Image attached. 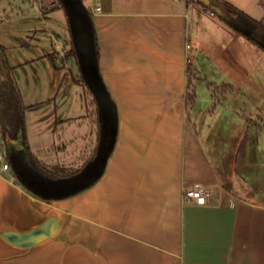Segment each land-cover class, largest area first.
Returning a JSON list of instances; mask_svg holds the SVG:
<instances>
[{"label": "crops", "instance_id": "obj_1", "mask_svg": "<svg viewBox=\"0 0 264 264\" xmlns=\"http://www.w3.org/2000/svg\"><path fill=\"white\" fill-rule=\"evenodd\" d=\"M57 1L44 9L30 0L40 17L66 7ZM228 1L246 9L243 0ZM67 2L84 18L94 47V85L79 82L85 124L77 140L57 146L34 147L28 135L29 150L20 135L7 151L0 146L8 163L0 164V264H264L258 137L242 153L247 125L229 142L208 144L191 118L196 97L186 99L189 74L194 87L198 74H214L210 65L232 80L229 92L241 89L247 37L195 1ZM29 151L46 165L77 171L45 176ZM193 181L215 185L213 197L204 204L185 199ZM47 219L53 233L39 242L9 241Z\"/></svg>", "mask_w": 264, "mask_h": 264}, {"label": "rangeland", "instance_id": "obj_2", "mask_svg": "<svg viewBox=\"0 0 264 264\" xmlns=\"http://www.w3.org/2000/svg\"><path fill=\"white\" fill-rule=\"evenodd\" d=\"M38 3L44 9L51 6L50 0H38ZM63 3L66 5L63 9L45 12L40 17L31 8L30 0H0V43L14 67L23 102L28 105L24 114L26 135L31 145L39 148L52 143L57 146L68 138L77 140L78 125L85 124L78 116L84 112L86 93L74 77H82L94 85L91 32L78 10L67 6L66 0ZM241 4L253 16L264 20V8L259 0H243ZM69 40L77 63L69 54ZM244 40V53L239 55L245 71L238 80L241 89L222 92L221 85L232 80L222 78L218 67L210 65L214 74H198L193 79L196 102L191 118L208 144L229 142L249 124V132L258 137V146L264 151V130L257 128V124L264 127V50L247 38ZM55 43L59 46H53ZM48 49L55 56L58 68H54L48 57L41 56ZM87 99L91 104L93 96ZM90 106L89 116L94 111L93 103ZM73 116L77 118L69 119ZM207 124L211 129H207ZM0 146H4L1 138ZM74 148L73 144L69 145V150ZM51 155L55 158L56 152Z\"/></svg>", "mask_w": 264, "mask_h": 264}, {"label": "trees", "instance_id": "obj_3", "mask_svg": "<svg viewBox=\"0 0 264 264\" xmlns=\"http://www.w3.org/2000/svg\"><path fill=\"white\" fill-rule=\"evenodd\" d=\"M196 2L201 4L210 13L216 15L233 30L241 33L264 50L263 17H255L228 0H210L207 4L200 0H196ZM261 4L264 8L263 0L261 1ZM69 54L73 56L75 61L76 53L74 48L70 49ZM46 56L49 58L54 68L59 67L55 56L51 52H48ZM13 68L14 67L8 60L4 45L0 43V138L7 151L10 141L20 135L25 147L29 150L26 140L24 119L25 110L28 105L23 102L20 88L13 73ZM74 78L76 79V82L82 81L80 78ZM191 79V75L189 74L186 93L188 103H192L196 97ZM220 88L222 92L226 93L233 90V86L228 83H224ZM255 139L256 135L249 132L248 124L247 129L239 143L237 153H242L246 144H252ZM29 153L32 156L35 167L45 176H67L77 171V167L64 164L56 163L46 165L31 151H29Z\"/></svg>", "mask_w": 264, "mask_h": 264}, {"label": "built area", "instance_id": "obj_4", "mask_svg": "<svg viewBox=\"0 0 264 264\" xmlns=\"http://www.w3.org/2000/svg\"><path fill=\"white\" fill-rule=\"evenodd\" d=\"M195 1L196 0H190ZM189 46V44H187ZM0 164L4 168L8 167L7 161L3 152L0 151ZM216 191V186L213 184H205L200 181H193L190 185L183 188V197L192 200L197 204H204L211 199Z\"/></svg>", "mask_w": 264, "mask_h": 264}, {"label": "water", "instance_id": "obj_5", "mask_svg": "<svg viewBox=\"0 0 264 264\" xmlns=\"http://www.w3.org/2000/svg\"><path fill=\"white\" fill-rule=\"evenodd\" d=\"M65 1V0H64ZM67 1V0H66ZM203 3L207 4L210 0H200ZM53 233V229L51 227V219H47L39 224L34 229L12 233L9 235V241L21 245V246H29L31 244L37 243L43 238L51 235Z\"/></svg>", "mask_w": 264, "mask_h": 264}]
</instances>
